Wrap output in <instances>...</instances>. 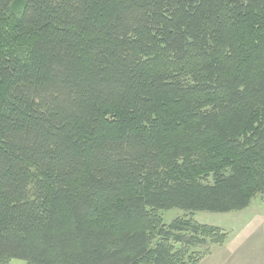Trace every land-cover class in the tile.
<instances>
[{"label":"trees","instance_id":"obj_1","mask_svg":"<svg viewBox=\"0 0 264 264\" xmlns=\"http://www.w3.org/2000/svg\"><path fill=\"white\" fill-rule=\"evenodd\" d=\"M263 194L264 0H0V264H200Z\"/></svg>","mask_w":264,"mask_h":264},{"label":"rangeland","instance_id":"obj_2","mask_svg":"<svg viewBox=\"0 0 264 264\" xmlns=\"http://www.w3.org/2000/svg\"><path fill=\"white\" fill-rule=\"evenodd\" d=\"M23 3L16 1L12 12L20 14ZM192 216L182 210L162 212L165 225L172 224L176 219ZM195 222L201 225L217 227L229 233L222 246H199L192 251L202 254L210 251L200 264H264V194L257 196L251 206L243 212L216 214L208 212L195 213ZM211 255V256H210ZM11 264H26L14 260Z\"/></svg>","mask_w":264,"mask_h":264},{"label":"crops","instance_id":"obj_3","mask_svg":"<svg viewBox=\"0 0 264 264\" xmlns=\"http://www.w3.org/2000/svg\"><path fill=\"white\" fill-rule=\"evenodd\" d=\"M211 256V255H210Z\"/></svg>","mask_w":264,"mask_h":264}]
</instances>
